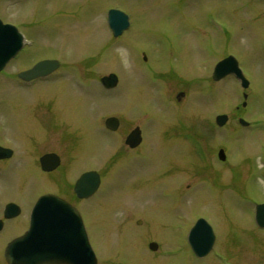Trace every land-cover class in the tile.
Segmentation results:
<instances>
[{
    "label": "rangeland",
    "instance_id": "obj_1",
    "mask_svg": "<svg viewBox=\"0 0 264 264\" xmlns=\"http://www.w3.org/2000/svg\"><path fill=\"white\" fill-rule=\"evenodd\" d=\"M109 8L129 17L118 37ZM0 18L28 39L0 72V124L46 125L54 143L62 138L65 172L58 187L35 170L0 172V197L24 191L35 200L52 187L73 202L81 170H96L99 188L78 205L98 264H264V229L254 220L264 203V0H0ZM227 55L250 83L244 117L257 121L254 130L215 124L217 114L234 117L245 91L232 76L211 80ZM50 58L67 66L58 72L65 80L16 84L12 73ZM109 73L118 83L107 90L99 79ZM108 116L120 120L116 140L105 134ZM135 126L143 141L129 150L123 132ZM199 217L215 236L203 258L187 242ZM26 226L25 217L8 225L7 241Z\"/></svg>",
    "mask_w": 264,
    "mask_h": 264
},
{
    "label": "water",
    "instance_id": "obj_2",
    "mask_svg": "<svg viewBox=\"0 0 264 264\" xmlns=\"http://www.w3.org/2000/svg\"><path fill=\"white\" fill-rule=\"evenodd\" d=\"M107 24L113 36L118 37L129 26L128 15L119 9H110L107 12ZM22 46L23 35L14 25L3 23L0 19V71L16 56ZM57 64L56 60H41L21 72L19 77L31 80L46 76L57 68ZM228 74H234L241 81L242 87H248V81L231 55L215 65L212 79L218 81ZM117 82V76L113 73L100 78L101 85L106 89L115 87ZM183 95V92H178L176 99L180 100ZM244 97L246 98V95ZM227 119L226 115H218L216 123L223 126ZM242 122L244 121L240 119V123ZM105 126L116 130L119 126L118 118L108 117ZM140 142V130L136 127L128 134L125 143L134 148ZM1 152L0 148V156ZM48 158L49 156L42 158L44 166H48ZM218 158L222 161L226 159L223 149L218 151ZM99 183L98 173L89 171L76 180L73 189L79 198H88L97 190ZM255 221L258 226L264 227V204L256 206ZM187 240L196 257L201 258L211 251L215 236L208 222L199 218L190 229ZM148 247L156 251L158 244L150 242ZM5 257L8 264H97L78 211L55 195H44L38 199L32 210L29 229L8 244Z\"/></svg>",
    "mask_w": 264,
    "mask_h": 264
},
{
    "label": "flooded vegetation",
    "instance_id": "obj_3",
    "mask_svg": "<svg viewBox=\"0 0 264 264\" xmlns=\"http://www.w3.org/2000/svg\"><path fill=\"white\" fill-rule=\"evenodd\" d=\"M24 49V48H23ZM17 59V56L13 59ZM50 59H56V58H50ZM12 60V61H13ZM58 60V59H57ZM36 61L31 63L29 66L24 67L14 73L12 75L14 76V81L16 84L21 88L31 89L34 86H39L42 84H48L52 83L54 81H60L62 78L61 75L58 74L60 71H65L67 73V66L62 63L60 60H58L57 68L50 74H48L45 77L42 78H35L32 80H23L19 77V73L23 70H26L30 68ZM66 67V68H65ZM63 74V72H61ZM231 77V75H228L227 77ZM221 81V80H220ZM218 82V81H217ZM250 88V84L247 89ZM242 91V102L240 103V106H235L234 111L235 115L233 118L228 117V121L225 125L228 124V122L234 123L237 127L244 128L247 130H254V127H257L254 123L244 117L245 109L248 107L249 103V92L247 93L246 90ZM249 91V90H248ZM244 94H247L246 100L244 99ZM182 99V98H181ZM246 101L245 105H242L243 102ZM12 115L15 117L16 113L12 110ZM245 119L244 125H240L239 119ZM14 123V124H13ZM43 130H39L32 127L26 126L22 122H17V120H9V123L5 122L4 124H0V148L2 149L1 156H0V172H20L23 171L24 173H30V171L35 170L39 175L42 177L51 178V183H56V175L62 174V170L64 168V157L61 154V144L62 138H56V143L53 142L52 136L49 134V129L46 125H41ZM132 129L127 130L126 132H123V135L126 137V135L131 131ZM106 135H113L121 132L120 126L115 132H111L109 130H105ZM122 135L118 136L115 135L111 138L116 140L117 137H121ZM124 138V137H123ZM125 139V138H124ZM143 139V135H142ZM41 144V145H39ZM50 144V150H43V145ZM126 146V145H125ZM140 146V145H139ZM138 146V147H139ZM127 147V146H126ZM138 147L134 148L137 149ZM129 150H134L129 147H127ZM66 147L63 148L65 150ZM45 156H49L47 159L48 166H44L42 163V158ZM226 162V160H225ZM29 163L31 166H29ZM224 163V162H223ZM92 169H83L81 170L80 174L86 171H89ZM67 172V170H65ZM57 173V174H56ZM99 173V172H98ZM65 175V172L63 173ZM62 174V175H63ZM69 174V172H67ZM79 174V175H80ZM59 176V175H58ZM100 177V183L102 179L104 178V175L102 173H99ZM43 178H40V184L45 185L42 183ZM55 181V182H54ZM75 182V181H74ZM47 185V184H46ZM73 185L71 187L72 197L74 198L73 202H71L66 197L62 196L58 191L57 188H48L45 190H41L37 193L35 196V200H33L30 195L25 193L24 191H18L15 193L14 196H11L9 198H5L3 196L0 197V264H7L6 258H5V251L7 244L10 240L13 238L20 236L22 233L26 231L28 228L29 220H30V214L31 210L33 208V205L35 202L44 194H54L59 196L60 198L64 199L69 204L73 205L79 212L82 221L84 223L86 232L88 234V229L84 222V216H85V208L80 207V204L83 203L86 199L79 198L73 191ZM58 187V185H57ZM64 190V187H62ZM1 194V193H0ZM25 217L27 218V226L23 230H19L15 233L13 237H11L8 241L5 237L8 225H10L12 222L16 221L17 219ZM89 236V234H88Z\"/></svg>",
    "mask_w": 264,
    "mask_h": 264
}]
</instances>
